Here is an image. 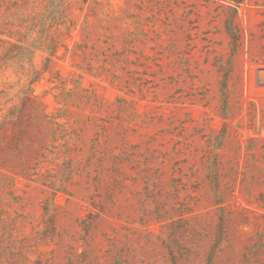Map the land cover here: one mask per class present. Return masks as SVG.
Returning a JSON list of instances; mask_svg holds the SVG:
<instances>
[{
    "label": "rangeland",
    "instance_id": "obj_1",
    "mask_svg": "<svg viewBox=\"0 0 264 264\" xmlns=\"http://www.w3.org/2000/svg\"><path fill=\"white\" fill-rule=\"evenodd\" d=\"M260 70L264 0H0V264H264Z\"/></svg>",
    "mask_w": 264,
    "mask_h": 264
},
{
    "label": "bare ground",
    "instance_id": "obj_2",
    "mask_svg": "<svg viewBox=\"0 0 264 264\" xmlns=\"http://www.w3.org/2000/svg\"><path fill=\"white\" fill-rule=\"evenodd\" d=\"M259 72H260V80H264V70H260Z\"/></svg>",
    "mask_w": 264,
    "mask_h": 264
}]
</instances>
